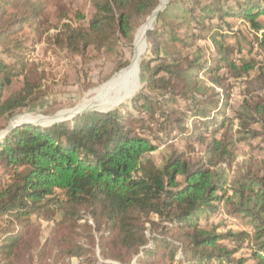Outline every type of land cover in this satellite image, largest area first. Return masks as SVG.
I'll return each mask as SVG.
<instances>
[{"label": "trees", "instance_id": "obj_1", "mask_svg": "<svg viewBox=\"0 0 264 264\" xmlns=\"http://www.w3.org/2000/svg\"><path fill=\"white\" fill-rule=\"evenodd\" d=\"M162 1L91 0L86 20L62 0H0V122L44 94L37 44L117 57ZM230 17L260 32L261 53L232 57L228 39L249 43ZM259 18L264 0H170L145 34L152 57L130 103L142 116L120 107L0 137V264H95V249L116 264H264V159L236 165L264 130ZM229 79L243 85L235 108ZM170 137L182 145L161 148ZM219 209L250 231L219 232L207 223Z\"/></svg>", "mask_w": 264, "mask_h": 264}, {"label": "rangeland", "instance_id": "obj_2", "mask_svg": "<svg viewBox=\"0 0 264 264\" xmlns=\"http://www.w3.org/2000/svg\"><path fill=\"white\" fill-rule=\"evenodd\" d=\"M169 1L170 0H168L166 4ZM62 2V6L64 7L67 6L74 10H80L85 16L86 20H88L94 12L91 0H62ZM224 7L227 8L235 6L231 3H225ZM148 19L140 24L137 29L146 23ZM258 20L260 24L264 26V18H259ZM226 21L233 23L231 29L227 31L235 32L237 34L235 37L244 38L249 43L240 44L241 49L239 52L236 48L235 38L231 37L227 40L232 48V57L234 59H238L242 56L252 57L261 53L257 48V37H260V32H255L247 25L236 22L237 19L234 17H230L226 19ZM154 24L155 21L153 25L149 27V29H152ZM137 29L134 33V38L130 46H125L123 42L118 44L117 57H106L103 54L90 50L85 57L81 58L70 55L65 51L54 49L53 47H50L44 43L37 44L35 46V50L30 55V58L35 62L37 71L45 74L42 82V90L44 94L37 103L17 113L8 122L5 123L1 121L0 133L3 132L14 119H18L20 122L26 120L30 123H35L40 127H49L56 124L58 121L57 119L60 120L62 118H67V120H70L74 116L76 117L77 115H83L88 112L100 113L101 111H104L105 109H102L103 105H98L96 101H93V99L96 97L98 90L101 89L104 84L115 77V75H117L120 71L128 68L131 65L132 59L136 54L134 39ZM224 32L226 33V30H224ZM201 43L210 48L209 52L212 51L210 43L207 40H202ZM145 45V51L142 53L143 49L141 50L142 56L140 54L141 58L139 62V75L134 89L126 97H124L125 90L118 93V95L116 94L110 96L104 104L111 105L112 107H108L106 109L115 110L120 107H125L128 108V110H130L134 115L142 116L141 112L135 111L130 107V103L141 93L146 75L143 70V65L152 57L147 39ZM120 61L126 62V66L124 68L115 70ZM228 83L231 86V106L235 108L241 97V92L243 89L242 81L229 79ZM20 84L21 81L13 83L8 91H14L18 89ZM262 134L263 136L260 139H253L247 144H241L238 146L236 151L238 156L236 159V165L241 164L249 155H253L258 159H264L263 129ZM179 142L170 137L161 145V148L170 144L180 147L183 141ZM202 222L204 223V220H202ZM207 223L219 225V232H224L227 230L242 231L249 229L239 219L226 215L220 209L217 213L208 218ZM51 224L52 223L48 221H41L43 237L48 234ZM249 254V250L241 249L237 252L235 257H248ZM95 255L97 258L95 264H116L108 260H103L99 256L97 249H95ZM77 263L78 261L76 259H72L70 261V264Z\"/></svg>", "mask_w": 264, "mask_h": 264}, {"label": "bare ground", "instance_id": "obj_3", "mask_svg": "<svg viewBox=\"0 0 264 264\" xmlns=\"http://www.w3.org/2000/svg\"><path fill=\"white\" fill-rule=\"evenodd\" d=\"M168 0H163L162 5H160L159 8H157L148 21L140 27L135 35L134 39V46L136 50V54L132 59L131 65L120 71L115 77H113L111 80H109L106 84H104L101 89L98 90L96 97L93 99V101H96L98 105H103L102 109H106L108 107H112L111 105H105V101L112 95H118V93L125 90V96H128L132 90L134 89L137 78L139 75V62H140V54L141 50L143 49V45L145 42V34L149 27L151 26L152 22L155 20L156 12L161 9ZM124 102V101H122ZM63 119V118H62ZM59 120V119H57ZM20 123V120H12L10 125Z\"/></svg>", "mask_w": 264, "mask_h": 264}, {"label": "water", "instance_id": "obj_4", "mask_svg": "<svg viewBox=\"0 0 264 264\" xmlns=\"http://www.w3.org/2000/svg\"><path fill=\"white\" fill-rule=\"evenodd\" d=\"M164 7V6H163ZM163 7L161 8V9H159L157 12H156V15H157V13L159 12V11H161L162 9H163ZM151 29V28H150ZM150 29H148V30H150ZM112 109H105L104 111H101L100 113H106V112H109V111H111ZM75 117V116H74ZM73 118V117H72ZM67 120V118L66 119H60V120H58L56 123H60V122H63V121H66ZM24 124H32V125H36L35 123H30V122H28V121H26V120H24V121H21L20 123H16V124H13V125H9L3 132H1L0 133V137H3L5 134H7L8 132H10L11 130H13L14 128H17V127H19V126H21V125H24Z\"/></svg>", "mask_w": 264, "mask_h": 264}]
</instances>
